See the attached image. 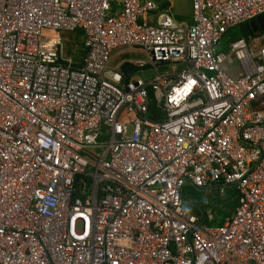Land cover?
<instances>
[{
  "label": "built area",
  "instance_id": "obj_1",
  "mask_svg": "<svg viewBox=\"0 0 264 264\" xmlns=\"http://www.w3.org/2000/svg\"><path fill=\"white\" fill-rule=\"evenodd\" d=\"M191 8L189 24L153 0H0V264H264V45L219 50L264 0ZM118 51L173 71L124 85ZM186 185L232 186L238 206L200 223Z\"/></svg>",
  "mask_w": 264,
  "mask_h": 264
},
{
  "label": "trees",
  "instance_id": "obj_2",
  "mask_svg": "<svg viewBox=\"0 0 264 264\" xmlns=\"http://www.w3.org/2000/svg\"><path fill=\"white\" fill-rule=\"evenodd\" d=\"M154 1L159 3L161 11H166L172 17H174L172 10L169 7V2L167 0H154ZM240 29H241V33H242L241 37H247L248 35H252V36L258 38L259 34L258 35L252 34L250 32V30L247 29V27L242 26V27H240ZM260 35H264V33H260ZM62 37L64 38L65 43H66V41H70L71 43H73V45H81V47H83V39H84L83 30H76L74 32L63 33ZM81 54H82V52L76 58H74L76 62H79L81 60ZM80 178H82V177L78 176L77 181H79ZM83 178H84V180L89 182L88 177H83ZM217 190L222 191L221 189H217ZM233 190L235 191V196L230 201L227 198H220V196L215 197L213 199L204 200L203 202H200V199L197 200L198 202H200L202 204V206L206 210H210L213 213V217H214L213 220H209L208 218L205 220V223L207 225L220 226L224 223L225 218L231 216L235 212V209L238 206L239 194H238L237 190H235L234 188H233ZM233 194L234 193H231V195H233ZM76 195H78V194H76ZM184 207L189 209L192 212L200 213L197 208L190 207L187 205H185Z\"/></svg>",
  "mask_w": 264,
  "mask_h": 264
},
{
  "label": "rangeland",
  "instance_id": "obj_3",
  "mask_svg": "<svg viewBox=\"0 0 264 264\" xmlns=\"http://www.w3.org/2000/svg\"><path fill=\"white\" fill-rule=\"evenodd\" d=\"M45 34L49 35V32H45ZM241 36H242V33H241L240 27H236V28L231 29L225 37L230 41V40L239 38ZM258 38H259V45H264V35L259 34ZM82 50H83V47H81V45H73V43H71L70 41H66L65 47H64V54L65 55L69 54L72 57L76 58L82 52ZM136 56L140 60L146 59V55L140 51L138 52V54H136ZM117 60L119 61L120 58L119 57H117V59L115 58L110 63V65L115 66L117 64ZM184 67H185L184 65H179V66H177V70L181 71ZM172 71H173V65H166V66H159L157 69H148V70L141 71V72L137 73L136 76L140 77L142 79L148 80V79L155 77L158 72L163 74V73H168V72H172ZM221 190L222 191L210 190V191H206V192H199L195 188H193L192 186L186 185L184 188L183 196L187 200H196L197 201L200 199V202H203L204 200H208V199H213V198L218 197V196H220V198H227V199H229V201L234 198L235 191L233 190V188L227 187V188H222ZM231 193H234V194L231 195ZM210 213H212V212H210ZM212 215H213V213H212Z\"/></svg>",
  "mask_w": 264,
  "mask_h": 264
},
{
  "label": "water",
  "instance_id": "obj_4",
  "mask_svg": "<svg viewBox=\"0 0 264 264\" xmlns=\"http://www.w3.org/2000/svg\"><path fill=\"white\" fill-rule=\"evenodd\" d=\"M247 27L250 30V32L254 35L264 33V14L261 16H258L254 20L250 21L248 23ZM86 52H87V49L84 48L82 51V54H81L80 63L72 65L73 67L79 69L84 65V59H85ZM59 63H61L63 65H67L66 62H64L60 59H59ZM169 64H170L169 62H167V63L162 62V63L156 64L155 66H152L149 64L142 65L139 62H133L130 60H125V61L121 62L119 69L123 75V84L126 85L132 76L136 75L137 73H139L141 71L148 70V69H157L159 66H166ZM227 187H232V186L214 185L213 187H208V188H198V187L194 186L193 188H195L199 192H206V191H210V190H217V189H222V188H227ZM183 202L187 206H192V207L197 208L200 212V223L205 222V220L207 218V212H206L205 208L202 206V204H200L196 200H187L185 198H183Z\"/></svg>",
  "mask_w": 264,
  "mask_h": 264
},
{
  "label": "crops",
  "instance_id": "obj_5",
  "mask_svg": "<svg viewBox=\"0 0 264 264\" xmlns=\"http://www.w3.org/2000/svg\"><path fill=\"white\" fill-rule=\"evenodd\" d=\"M167 1L169 2V7L171 8L172 13L174 15L173 18L177 22H183V23H189V24L191 23V21H192L191 20V15H192L191 3H192V0H167ZM230 41L225 37L222 41V44H221L219 50H221L222 52H227L228 44ZM138 52L139 51H120V52L118 51L116 53L117 55L115 56V58L117 59V57H119L120 60L119 61L117 60V64L120 65L121 62H123L125 60H130L133 62L139 61L140 59L136 56V54H138ZM224 69L233 77H240L242 75L239 68H238L236 61L234 60V58H229L227 60L226 64L224 65ZM190 207H192V206H190ZM206 212H207V218L211 217L210 220H213L214 217H213L212 213H210L211 211L206 210Z\"/></svg>",
  "mask_w": 264,
  "mask_h": 264
},
{
  "label": "flooded vegetation",
  "instance_id": "obj_6",
  "mask_svg": "<svg viewBox=\"0 0 264 264\" xmlns=\"http://www.w3.org/2000/svg\"><path fill=\"white\" fill-rule=\"evenodd\" d=\"M213 187V186H212ZM198 202V201H197ZM200 203V202H199Z\"/></svg>",
  "mask_w": 264,
  "mask_h": 264
}]
</instances>
